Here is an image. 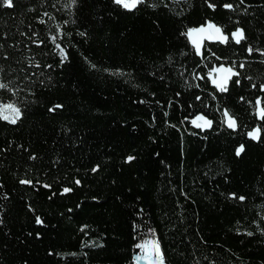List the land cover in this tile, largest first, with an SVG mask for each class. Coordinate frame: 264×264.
<instances>
[{
    "label": "trees",
    "instance_id": "trees-1",
    "mask_svg": "<svg viewBox=\"0 0 264 264\" xmlns=\"http://www.w3.org/2000/svg\"><path fill=\"white\" fill-rule=\"evenodd\" d=\"M0 84V264H264V0H0Z\"/></svg>",
    "mask_w": 264,
    "mask_h": 264
},
{
    "label": "water",
    "instance_id": "water-1",
    "mask_svg": "<svg viewBox=\"0 0 264 264\" xmlns=\"http://www.w3.org/2000/svg\"><path fill=\"white\" fill-rule=\"evenodd\" d=\"M209 25H214V27H209ZM216 28L220 29L219 33L216 32ZM200 29H203V31H199ZM237 31H235V32H237ZM187 37H188L191 45L196 50L197 54L201 53V50L203 49L205 42H208L211 44L225 43L228 39V36L223 34L221 28L218 27L217 25H215L214 23H206L204 25L198 26L195 29L190 30L187 33ZM222 37H226L227 39H222ZM232 38L236 44H239L241 42L240 41L239 43H237L235 38L233 37V35H232ZM215 73H216V76L212 78V83L214 86L220 88L221 85H226L228 83L229 79L233 77L234 70L231 68H228V67H224L222 65L216 69ZM261 113H262V111L260 109V104L258 102V118H262ZM224 117H225V124L227 127H228V122H229L230 118L235 121V119L232 118L228 113L226 115V112L224 113ZM208 121H210V120L205 118L203 115L199 114L192 119V126L195 129L208 131L212 128V122L210 121L211 123L209 124V123H207ZM235 124L237 126L236 121H235ZM236 126L234 128H230V127H228V128L235 129ZM255 130H257V129H254L250 132H254ZM249 133H248V137L251 140L257 141L259 139V132L257 134L258 138H256V139H253L249 135ZM135 248L133 250L134 264H170L165 259L164 255L162 254L161 251L157 255H145V254H140Z\"/></svg>",
    "mask_w": 264,
    "mask_h": 264
},
{
    "label": "snow or ice",
    "instance_id": "snow-or-ice-1",
    "mask_svg": "<svg viewBox=\"0 0 264 264\" xmlns=\"http://www.w3.org/2000/svg\"><path fill=\"white\" fill-rule=\"evenodd\" d=\"M115 2H116L117 4H122L125 8H129V9H131V8H134V7L136 6V4H138V3H142L143 0H115ZM4 3H5V5L8 6V7H11V6H12V0H4ZM73 3H75V0H73ZM209 6H210V7H214V5H211V4H210ZM225 7L230 8L231 5H225ZM209 27H214V25H209ZM199 31H203V29H200ZM216 32L219 33V32H220V29H219V28H216ZM232 35H233V37L235 38V40H236L237 43H239L242 39H244V33H243L242 30H238L237 32H234ZM222 39H227V38H226V37H222ZM249 51L251 52L252 50L249 49ZM4 87H6V85H4V84H0V88H4ZM222 90H226V89H223V88H222ZM8 107H9V108H12V110L16 113V117L18 118V117H19V114H20L19 109L13 108L11 105H9ZM55 107H60V106L57 105V106H55ZM226 115H227V113H226ZM261 115L264 116V112H262ZM4 118L7 119L6 116H5ZM11 122H12V123H15L16 120L13 119ZM207 123L210 124L211 122L208 121ZM235 126H236L235 121L232 120V119L230 118V119H229V122H228V127H230V128H234ZM258 132H259V130L257 129V130H255L254 132H250L249 135H250L253 139H256V138H258V135H257ZM242 151H243V146H241V147L237 150V155H239L240 152H242ZM131 159H132V157H129V160H131ZM21 183H30V182H29V181H21ZM65 191H69V190H68V189H65ZM241 199H243V198L241 197ZM37 223H42V221L39 219V217L37 218ZM138 247H139V245H138Z\"/></svg>",
    "mask_w": 264,
    "mask_h": 264
},
{
    "label": "rangeland",
    "instance_id": "rangeland-1",
    "mask_svg": "<svg viewBox=\"0 0 264 264\" xmlns=\"http://www.w3.org/2000/svg\"><path fill=\"white\" fill-rule=\"evenodd\" d=\"M140 254L157 255L160 253L159 245L156 238L150 237L142 244L135 248Z\"/></svg>",
    "mask_w": 264,
    "mask_h": 264
}]
</instances>
